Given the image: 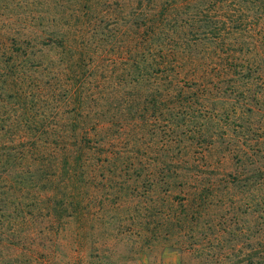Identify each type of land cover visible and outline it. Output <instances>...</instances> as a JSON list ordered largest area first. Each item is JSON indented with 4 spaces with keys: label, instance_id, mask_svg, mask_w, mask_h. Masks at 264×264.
Returning <instances> with one entry per match:
<instances>
[{
    "label": "trees",
    "instance_id": "trees-1",
    "mask_svg": "<svg viewBox=\"0 0 264 264\" xmlns=\"http://www.w3.org/2000/svg\"><path fill=\"white\" fill-rule=\"evenodd\" d=\"M168 255L264 264V0H0V264Z\"/></svg>",
    "mask_w": 264,
    "mask_h": 264
},
{
    "label": "rangeland",
    "instance_id": "rangeland-1",
    "mask_svg": "<svg viewBox=\"0 0 264 264\" xmlns=\"http://www.w3.org/2000/svg\"><path fill=\"white\" fill-rule=\"evenodd\" d=\"M169 259H167V262L171 260L172 264H178V258L177 256H174V255H168L167 256Z\"/></svg>",
    "mask_w": 264,
    "mask_h": 264
}]
</instances>
